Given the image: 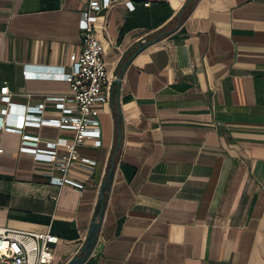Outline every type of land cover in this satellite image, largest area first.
<instances>
[{"label":"crops","instance_id":"obj_1","mask_svg":"<svg viewBox=\"0 0 264 264\" xmlns=\"http://www.w3.org/2000/svg\"><path fill=\"white\" fill-rule=\"evenodd\" d=\"M133 1L134 9L123 0L103 9L96 24L114 85L100 111L102 144L79 146L98 163L93 172L71 171L85 187L51 183L53 156L22 151V133L0 127V225L57 234L56 264L78 254L121 110L115 176L82 264H264V0H196L184 16L189 0ZM88 3L0 0V90L8 85L12 99L28 105L69 94L67 80L28 71L68 62ZM5 106L0 100V114ZM58 112L48 101L45 113ZM24 130L41 145L74 133Z\"/></svg>","mask_w":264,"mask_h":264},{"label":"built area","instance_id":"obj_2","mask_svg":"<svg viewBox=\"0 0 264 264\" xmlns=\"http://www.w3.org/2000/svg\"><path fill=\"white\" fill-rule=\"evenodd\" d=\"M117 1L89 0L79 21L82 30L80 48L69 50L68 62L58 66V71H28L30 76L67 80L71 87L69 94L47 95L43 101L28 105L16 103L8 85L0 90V100L6 104L0 114V127L22 133V151L52 155L57 172H48V178L60 187L69 184L84 188L85 180L73 176L71 171L80 168L93 172L98 163L96 157L80 152L79 146L90 139L96 146L102 144L100 111L111 100L114 75L107 68L105 46L97 35L96 24L100 12ZM123 1L128 8H135L133 0ZM48 101L59 111L57 114L45 113ZM11 112L18 113L21 120H8L5 114ZM28 126H56L71 129L74 133L71 137L47 139L41 145L40 135L25 132ZM60 145H64L66 150L61 151ZM58 241L59 236L49 229L37 231L0 225V264H56L54 248Z\"/></svg>","mask_w":264,"mask_h":264},{"label":"water","instance_id":"obj_3","mask_svg":"<svg viewBox=\"0 0 264 264\" xmlns=\"http://www.w3.org/2000/svg\"><path fill=\"white\" fill-rule=\"evenodd\" d=\"M162 34L163 32H161L157 36V38H160ZM128 62L129 61H126L123 64V67L118 73L117 78L115 80L118 88H120L121 86L122 77H123V74H124V71H125V68ZM116 125H117L118 132L121 133V128H122L121 110H119L118 112V117L116 119ZM118 147L119 146H117L115 151H117ZM115 165H116V161L114 157L112 156L110 164H109L108 172L101 184L99 196H98L94 214H93V219L90 224V227H89V230L86 236V240L83 242L79 253L72 256L65 264H82L86 260L88 255L92 252L96 244L102 223H103V218H104L105 210L107 207L109 192L111 190L113 179L115 176Z\"/></svg>","mask_w":264,"mask_h":264},{"label":"trees","instance_id":"obj_4","mask_svg":"<svg viewBox=\"0 0 264 264\" xmlns=\"http://www.w3.org/2000/svg\"><path fill=\"white\" fill-rule=\"evenodd\" d=\"M196 2V0H189L187 2V4L182 8L181 10V15L184 16L187 14V12L189 11V9L191 8V6ZM115 117H118V113L115 112ZM120 136H121V133L119 132H116V135H115V143H114V148H113V151H112V154H111V158L112 156L114 157V159L116 160V157H117V154H118V149L117 151L116 148L117 146L119 145V142H120Z\"/></svg>","mask_w":264,"mask_h":264},{"label":"rangeland","instance_id":"obj_5","mask_svg":"<svg viewBox=\"0 0 264 264\" xmlns=\"http://www.w3.org/2000/svg\"><path fill=\"white\" fill-rule=\"evenodd\" d=\"M100 121H101V126L104 129L106 126V120H105V117L103 115L100 116Z\"/></svg>","mask_w":264,"mask_h":264}]
</instances>
